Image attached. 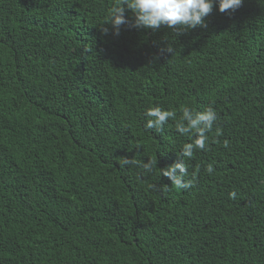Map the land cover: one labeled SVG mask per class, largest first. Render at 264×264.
<instances>
[{"label":"trees","instance_id":"16d2710c","mask_svg":"<svg viewBox=\"0 0 264 264\" xmlns=\"http://www.w3.org/2000/svg\"><path fill=\"white\" fill-rule=\"evenodd\" d=\"M118 3L0 0V264H264V0L117 36ZM184 107L218 117L191 159Z\"/></svg>","mask_w":264,"mask_h":264},{"label":"clouds","instance_id":"9594fccd","mask_svg":"<svg viewBox=\"0 0 264 264\" xmlns=\"http://www.w3.org/2000/svg\"><path fill=\"white\" fill-rule=\"evenodd\" d=\"M214 4L218 6L220 12L235 11L243 4V0H119V3L110 10V15L105 23L111 25L114 35L120 34L122 25L128 23L124 16L125 8L132 10L135 19L134 27H143L153 31L161 26H167L171 30L184 29L185 31L197 27H206L205 18L212 12ZM185 31H177L179 35ZM103 34L107 35L109 29L102 28ZM171 52V49H167ZM146 119L145 127L162 131L170 119L175 120L174 110H165L159 106L148 108L144 113ZM217 112L214 108L208 107L203 111H193L184 107L179 121L176 122V130L182 135L192 134L196 138L193 142L183 146L181 156L193 158L196 150L206 151L208 136L206 135L213 128L217 121ZM224 147H228V141H224ZM134 163L131 159H123L124 165ZM157 161L148 160L142 163V168L146 172H151L156 167ZM208 174H212L214 168L209 164L206 168ZM162 176L170 179L171 184L176 188L185 190L193 186L195 176L186 180L188 168L182 162L175 163L162 169ZM236 192L229 194L230 199H236Z\"/></svg>","mask_w":264,"mask_h":264}]
</instances>
